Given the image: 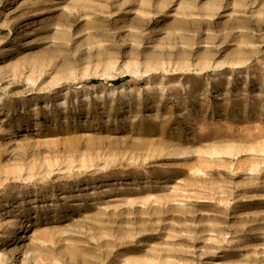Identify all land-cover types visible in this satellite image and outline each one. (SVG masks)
I'll list each match as a JSON object with an SVG mask.
<instances>
[{
  "label": "rangeland",
  "instance_id": "1",
  "mask_svg": "<svg viewBox=\"0 0 264 264\" xmlns=\"http://www.w3.org/2000/svg\"><path fill=\"white\" fill-rule=\"evenodd\" d=\"M0 264H264V0H0Z\"/></svg>",
  "mask_w": 264,
  "mask_h": 264
}]
</instances>
